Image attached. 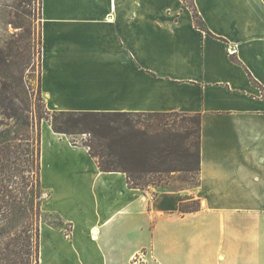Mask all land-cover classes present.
Returning a JSON list of instances; mask_svg holds the SVG:
<instances>
[{"label": "crops", "instance_id": "obj_1", "mask_svg": "<svg viewBox=\"0 0 264 264\" xmlns=\"http://www.w3.org/2000/svg\"><path fill=\"white\" fill-rule=\"evenodd\" d=\"M194 4L208 31L183 0H40L46 109L197 113L200 168L130 187L44 121L39 264H264V0Z\"/></svg>", "mask_w": 264, "mask_h": 264}, {"label": "trees", "instance_id": "obj_2", "mask_svg": "<svg viewBox=\"0 0 264 264\" xmlns=\"http://www.w3.org/2000/svg\"><path fill=\"white\" fill-rule=\"evenodd\" d=\"M183 1L192 11L195 26L208 31L194 0ZM232 59L239 61L234 55ZM7 72L0 71V96L3 95L6 107L15 116L12 97L24 89L22 69L8 68ZM21 100L27 101L22 95ZM45 113H38V119H46L55 132L89 134L82 142L72 139L70 142L87 147L101 171L124 172L130 187L145 189L147 182H151L146 176L158 175L159 179L160 175L171 172L196 174L199 182L200 115L197 113L181 121L169 118L178 112H50L46 109ZM14 138L16 133L0 132V264H31L32 257L39 264V223L43 213L40 129L35 139L30 135L25 138L29 143L25 150L20 144H10L9 140L12 142ZM199 207V199L179 203L182 213ZM32 244L34 256L30 253Z\"/></svg>", "mask_w": 264, "mask_h": 264}, {"label": "rangeland", "instance_id": "obj_3", "mask_svg": "<svg viewBox=\"0 0 264 264\" xmlns=\"http://www.w3.org/2000/svg\"><path fill=\"white\" fill-rule=\"evenodd\" d=\"M40 0H0V71L8 73V68L22 69L24 89H19V95L12 97L14 109L17 114L13 116L12 110L6 107L3 95L0 96V132L9 135L16 133L10 144H20L22 150L28 147L25 139L29 135L35 139L41 124L46 119H38L37 114H46L44 99L39 90L40 72ZM16 63H18L17 66ZM18 67V68H15ZM5 69V70H4ZM17 76V74H16ZM0 77V82H1ZM2 89L0 83V90ZM21 95L27 100H21ZM9 105V104H8ZM10 106V105H9ZM51 112V111H50ZM19 114V115H18ZM193 114L176 113L169 118L181 121L193 118ZM68 137L77 142H82L89 134H70ZM41 165V159H40ZM146 176L145 189H152L153 193L162 188H194L198 184V176L183 172H171L169 174ZM59 223V219L48 213H42L40 221ZM64 228L66 225H62ZM68 230L66 227L65 231ZM34 246L30 253L34 256ZM31 264H35L32 257Z\"/></svg>", "mask_w": 264, "mask_h": 264}, {"label": "built area", "instance_id": "obj_4", "mask_svg": "<svg viewBox=\"0 0 264 264\" xmlns=\"http://www.w3.org/2000/svg\"><path fill=\"white\" fill-rule=\"evenodd\" d=\"M230 50L233 51L234 50V47L233 48H230Z\"/></svg>", "mask_w": 264, "mask_h": 264}]
</instances>
